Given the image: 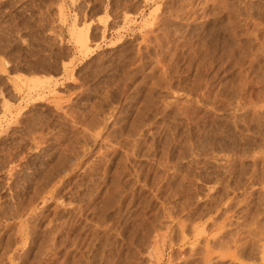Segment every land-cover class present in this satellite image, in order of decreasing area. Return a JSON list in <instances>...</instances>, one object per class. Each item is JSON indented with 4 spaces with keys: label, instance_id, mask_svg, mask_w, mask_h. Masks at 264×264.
<instances>
[{
    "label": "rangeland",
    "instance_id": "rangeland-1",
    "mask_svg": "<svg viewBox=\"0 0 264 264\" xmlns=\"http://www.w3.org/2000/svg\"><path fill=\"white\" fill-rule=\"evenodd\" d=\"M99 263L264 264V0H0V264Z\"/></svg>",
    "mask_w": 264,
    "mask_h": 264
},
{
    "label": "bare ground",
    "instance_id": "bare-ground-1",
    "mask_svg": "<svg viewBox=\"0 0 264 264\" xmlns=\"http://www.w3.org/2000/svg\"><path fill=\"white\" fill-rule=\"evenodd\" d=\"M232 2V1H231ZM224 3V2H223ZM223 3H222V5H223ZM227 3V2H226ZM207 4V3H206ZM235 4V3H234ZM221 7V6H220ZM156 10V9H155ZM226 10V9H225ZM229 10V9H228ZM233 10V9H232ZM244 10V9H243ZM241 11V10H240ZM157 12V11H156ZM152 13H154V12H152ZM151 13V14H152ZM175 13V12H174ZM230 14H232V13H230ZM247 14V13H246ZM150 17V16H149ZM209 19V18H208ZM150 24V23H149ZM149 26H151V25H149ZM155 26V25H154ZM227 26V25H226ZM146 27V26H145ZM162 27V26H161ZM239 27V26H238ZM216 30V29H215ZM88 31V30H87ZM86 31V32H87ZM157 31V30H156ZM193 31V30H192ZM220 31V30H219ZM188 33V32H187ZM207 34H208V32H207ZM87 35H88V33H87ZM189 35V34H188ZM152 36V35H151ZM195 36V35H194ZM155 37V36H154ZM231 37V36H230ZM78 38H79V36L77 37V40H78ZM88 38V37H87ZM87 38H86V35L83 37L82 36V38H80L79 40H80V42H79V44H81V43H84L83 45L81 44V46L83 47H85V44L87 43L86 41H88L87 40ZM167 38V37H166ZM142 40V39H141ZM221 40V39H220ZM143 41V40H142ZM221 42V41H220ZM224 42V41H223ZM204 43V42H203ZM208 43V42H207ZM252 43V42H251ZM142 44V43H141ZM207 45V44H206ZM236 45H238V43L236 44ZM243 45V44H242ZM205 47V46H204ZM250 47V46H249ZM81 48V47H80ZM244 48V47H243ZM246 49V48H245ZM208 52V51H207ZM206 52V53H207ZM222 52V51H221ZM250 52V51H249ZM259 52V51H258ZM228 53V52H227ZM234 54V53H233ZM205 55V54H204ZM221 55V54H220ZM230 56V55H229ZM218 57V56H217ZM239 57V56H238ZM224 58V57H223ZM228 58V57H227ZM240 58V57H239ZM151 59V58H150ZM139 60V59H138ZM230 60V59H229ZM233 60V59H232ZM236 61V60H235ZM158 62H159V60H158ZM255 62V61H254ZM155 63H157V62H155ZM161 64H163V63H161ZM157 67V66H156ZM219 67V66H218ZM249 69V68H248ZM259 69V68H258ZM257 69V70H258ZM256 72V71H255ZM258 72V71H257ZM175 73V72H174ZM241 74V73H240ZM161 75V74H160ZM241 77V76H240ZM162 79V78H161ZM157 82V81H156ZM251 84V83H250ZM256 84V83H255ZM258 84V83H257ZM167 88V87H166ZM165 90V89H164ZM160 92V91H159ZM147 94V93H146ZM149 97V96H148ZM152 97V96H151ZM166 97V96H165ZM158 103V102H157ZM153 105V104H152ZM179 111V110H178ZM101 114V113H100ZM172 119V118H171ZM140 120V119H139ZM173 123V122H172ZM136 125V124H135ZM142 125V124H141ZM130 131V130H129ZM134 131H135V129H134ZM136 131H138V130H136ZM131 132V131H130ZM169 135V134H168ZM170 137V136H169ZM185 139V138H184ZM42 140V139H41ZM39 141V140H38ZM187 141V140H186ZM167 142V141H166ZM185 142V141H184ZM189 143V142H188ZM102 145V144H101ZM169 145V144H168ZM39 147V146H38ZM186 147H188V146H186ZM196 148V147H195ZM187 149V148H186ZM128 150V149H127ZM131 150V149H130ZM36 152V151H35ZM129 152V151H128ZM127 156V155H126ZM78 158V157H77ZM102 158V157H101ZM127 166V165H126ZM93 167V166H92ZM61 168V167H60ZM131 169V168H130ZM17 170V169H16ZM84 175V174H83ZM25 176V175H24ZM11 178V177H10ZM9 182V181H8ZM22 185V184H21ZM15 189V188H14ZM11 191V190H10ZM13 191V190H12ZM120 191V190H119ZM77 192V191H76ZM46 194V193H45ZM120 195V194H119ZM130 198V197H129ZM55 199V198H54ZM14 200V199H13ZM57 200V199H56ZM78 202V201H77ZM52 203V202H51ZM82 204V203H81ZM110 204V203H109ZM106 208V207H105ZM24 209V208H23ZM75 209V208H74ZM3 210V209H2ZM32 211V210H31ZM169 214V213H168ZM89 218V217H88ZM155 219V218H154ZM18 220V219H17ZM53 220V219H52ZM102 220V219H101ZM64 222V221H63ZM87 222V221H86ZM99 222V221H98ZM65 223V222H64ZM94 223V222H93ZM92 223V224H93ZM133 223V222H132ZM98 224V223H97ZM128 226V225H127ZM16 227V226H15ZM103 227V226H102ZM101 227V228H102ZM28 228V227H27ZM26 228V229H27ZM59 228V227H58ZM89 229V228H88ZM122 229V228H121ZM24 230H25V228H24ZM94 230V229H93ZM115 230V229H114ZM95 232V231H94ZM130 233V232H129ZM111 234V233H110ZM108 235V234H107ZM132 235V234H131ZM52 236V235H51ZM133 236V235H132ZM102 237V236H101ZM45 240H47V239H45ZM91 240H92V238H91ZM114 240V239H113ZM43 241V240H42ZM89 244V243H88ZM107 245V244H106ZM113 245V244H112ZM134 247V246H133ZM253 249V248H252ZM253 251V250H252ZM132 252H133V250H132ZM125 255V254H124ZM53 256V255H52ZM102 256V255H101ZM114 257V256H113ZM82 258V257H81ZM204 259V258H203ZM61 261V260H60ZM110 261V260H109ZM133 262V261H132ZM124 263V262H123ZM100 264V263H99Z\"/></svg>",
    "mask_w": 264,
    "mask_h": 264
}]
</instances>
